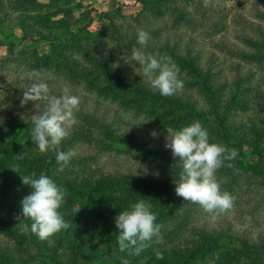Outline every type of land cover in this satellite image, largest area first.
<instances>
[{
	"label": "rangeland",
	"instance_id": "rangeland-1",
	"mask_svg": "<svg viewBox=\"0 0 264 264\" xmlns=\"http://www.w3.org/2000/svg\"><path fill=\"white\" fill-rule=\"evenodd\" d=\"M138 28L149 33L147 52L176 63L184 84L178 92L189 96L196 110L141 97L112 78L92 74L98 71L92 57H109L111 64L126 69L132 83L151 88L140 68L125 61L137 46ZM262 34L264 0H211L207 8L202 0H0V125L32 122L33 115L45 110L43 101L35 102L38 107L21 104L34 70L52 95L68 88L80 97L76 121L60 145L74 148L63 169L53 151L41 153L35 147L32 125L23 127L14 141L25 149L21 155L12 153L7 159L0 154V221L8 219L21 231L31 224L21 214L30 188L16 171L25 175L35 170L39 176L37 169L49 170L64 185L67 195L60 211L70 221L68 228L44 240L24 231L28 246L0 224L4 257L25 264H264ZM167 41L173 47L179 44L183 55L186 47L192 48L197 59H175L166 50ZM88 112L108 126L82 116ZM195 121L207 129L210 142L238 151L217 170L216 179L231 194L233 207L215 220L175 193L182 168L166 147L167 128L174 133ZM75 128L87 138H77ZM102 177L123 182L118 187L123 201L117 204L107 194L93 207L88 197L79 195ZM140 199L157 210L161 231L137 256L130 249L119 251L115 218ZM74 203L81 206L77 215L71 211ZM227 235L248 240L252 248ZM207 237L215 243L199 249L197 244ZM146 252L159 253L157 262H149Z\"/></svg>",
	"mask_w": 264,
	"mask_h": 264
},
{
	"label": "clouds",
	"instance_id": "clouds-1",
	"mask_svg": "<svg viewBox=\"0 0 264 264\" xmlns=\"http://www.w3.org/2000/svg\"><path fill=\"white\" fill-rule=\"evenodd\" d=\"M202 2L203 7L207 8L211 0ZM149 40V33L138 28L137 46L132 48L131 55L125 61L129 64L134 62L133 66L140 68L142 76L149 81L154 91L162 96L174 95L184 87L183 80L179 78V68L171 57L159 52H147L145 49ZM30 75L34 82L24 88L21 104L32 102L38 107L35 102H46L45 110L31 117V141L41 153L53 151L59 162L58 166L63 169L74 155V148L61 149L60 145L76 121L75 110L80 97L68 88H64L59 96L52 95L49 85L41 79L38 71L34 70ZM167 132L169 135L166 147L182 168L179 178L174 181L176 195L188 203L198 204L206 213L211 214L213 220L219 214L231 210L233 198L230 193L221 189L216 173L224 166L225 161L234 160L238 151L210 142L207 129L199 121L174 133L167 128ZM16 172L20 175L22 184L30 188L29 194L21 201L22 217L31 221L30 226L24 227V231L44 240L61 228H68L70 221L60 211L67 195L64 185L45 173L36 176L35 173L21 175ZM71 211L77 215L81 211L80 204L74 203ZM156 220L152 205L145 199H140L121 211L115 218L119 251L130 249L139 256L150 246L153 238L159 237L161 226ZM122 264H128L127 260Z\"/></svg>",
	"mask_w": 264,
	"mask_h": 264
},
{
	"label": "trees",
	"instance_id": "trees-1",
	"mask_svg": "<svg viewBox=\"0 0 264 264\" xmlns=\"http://www.w3.org/2000/svg\"><path fill=\"white\" fill-rule=\"evenodd\" d=\"M190 13H188L187 19H190ZM262 40H263V44H264V34L261 35ZM181 39V38H180ZM177 40V42H179V40ZM253 42V40H249ZM257 44V42H256ZM179 45V44H177ZM177 45H175L174 47L171 46V44L169 43V41H167V48L166 50H168L170 53H172V55L174 56L175 59H182L184 58V56H186L189 60L195 61L197 58L193 57V50L192 48L189 49V47L185 48L186 51V55H183L180 51L179 48H177ZM160 49V48H159ZM152 50L151 47H149V51ZM155 50V49H154ZM61 53V56H65L66 54ZM102 57L99 56H93V62L96 64V68H97V72H93V75H105L106 78H112L113 80H115L121 87L122 89H126L128 91H133L135 94H138L139 96L143 97V96H147L150 100H154V101H162L165 102L167 104H171V105H177L180 106L181 108L184 109H188V110H196V106L195 104L191 101V98L183 93L177 92L174 95L171 96H162L159 94L158 91H154L151 88H147L144 89L142 84H134L131 82L130 79H128V74L125 70H122L116 66H114L113 64H111V62L109 61L110 58L106 57L104 59H101ZM195 106V107H194ZM84 118L88 119L89 121L94 122L95 124H98L100 126H108L106 123H104L103 121L99 120V118H97L94 114L91 113H83L82 115ZM2 122V121H1ZM32 122H18L15 120H9V121H4L1 125H0V154L2 153V156H5L7 159L11 158L12 153H16L21 155L23 150L22 147H19V145H17L14 141L17 139V136H19V132L23 129V127H28L31 126ZM11 128L15 129L14 131H11ZM19 130V131H17ZM73 134L78 138V137H86L87 135L84 134L81 129L75 128ZM25 152V151H24ZM25 154V153H24ZM31 154H35V153H30ZM14 158V157H13ZM32 167V166H31ZM37 164L33 165L32 169H37ZM14 165L13 167H11L9 169L10 172L13 171ZM6 170V169H5ZM8 170V169H7ZM37 174L40 175L41 172H39L40 170L37 169ZM35 172V170H32V174ZM45 174L47 173V175H49L50 171L46 169L43 171ZM36 174V173H35ZM230 178L231 175H229ZM123 182H120L119 180L115 179L112 180L110 179L109 181L106 180V178L102 177L99 179H93L91 184L89 185V190L87 191L88 193H79L80 194H84L86 196V198L88 197V200L91 203V206L95 207L97 199L98 198H103L105 197L107 194L109 196H113L116 200H117V204L120 203L121 201L124 200L125 197H122V195L120 193H118V187L122 184ZM8 189L14 190L12 188V186L9 185ZM90 193V194H89ZM125 203L127 204V202L125 201ZM111 209V207H105ZM155 214H157V210H152ZM157 216V215H156ZM91 220H93V218L91 217ZM8 219H2V221H0V224L5 228L6 231L12 233L19 241H21L22 243H25L27 246L29 245L26 241V238L24 236V230L21 231V228L18 227L16 228L15 225L7 223ZM25 226H30V225H25ZM24 226V227H25ZM116 228V227H115ZM24 229V228H23ZM21 231V233H20ZM109 231H111L113 234L115 232V234L117 235V229L114 231L113 228L109 229ZM102 236H106L104 234H102ZM220 236H218L219 238ZM226 237H232V239H237V241L241 242L243 245L245 246H250L249 241L245 240L239 236H235V235H230V236H226ZM32 244L34 246H36V248H38V243H36V241L34 240V237H32ZM206 238L205 242L200 243L199 245L197 244V247L200 249L202 247H207L209 248L212 244H214L215 242H213L212 244H210L212 241H214L215 238ZM217 238V236H216ZM199 243V241L197 242ZM251 247V246H250ZM252 248V247H251ZM189 253V250H187ZM202 252V251H199ZM147 255H145L147 257V260L149 262H157V253H145ZM0 261L4 264H25L26 260H20V259H11V258H6L4 257V255L0 252ZM91 262V261H90Z\"/></svg>",
	"mask_w": 264,
	"mask_h": 264
}]
</instances>
